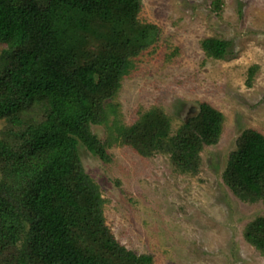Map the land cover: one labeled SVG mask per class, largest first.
<instances>
[{"label": "trees", "instance_id": "1", "mask_svg": "<svg viewBox=\"0 0 264 264\" xmlns=\"http://www.w3.org/2000/svg\"><path fill=\"white\" fill-rule=\"evenodd\" d=\"M140 9V0H0V264L152 263L115 239L100 187L78 155L82 141L109 159L91 125L115 111L108 100L153 34ZM228 46L202 42L215 58ZM117 123L142 153L168 151L178 168L195 172L201 149L222 132L223 114L203 102L174 135L160 112L127 130ZM223 177L238 196L264 201L262 133L242 134ZM245 237L264 254V216Z\"/></svg>", "mask_w": 264, "mask_h": 264}, {"label": "rangeland", "instance_id": "2", "mask_svg": "<svg viewBox=\"0 0 264 264\" xmlns=\"http://www.w3.org/2000/svg\"><path fill=\"white\" fill-rule=\"evenodd\" d=\"M140 1L138 20L153 34L108 100L115 111L91 125L109 159L78 145L100 187L105 223L127 249L151 255V264H264L245 237L264 216V201L238 196L223 177L242 134L264 135V0ZM209 37L229 42L222 58L202 47ZM203 102L223 114V128L201 149L195 172L178 168L168 151L142 153L116 129L155 111L174 135ZM5 125L0 119V131Z\"/></svg>", "mask_w": 264, "mask_h": 264}]
</instances>
